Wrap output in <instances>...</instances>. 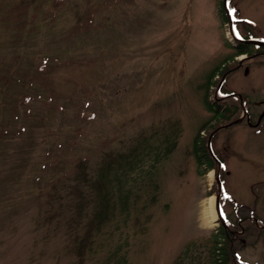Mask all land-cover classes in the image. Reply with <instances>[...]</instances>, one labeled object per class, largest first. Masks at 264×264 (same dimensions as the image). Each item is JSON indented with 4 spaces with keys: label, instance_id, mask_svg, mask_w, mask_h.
Segmentation results:
<instances>
[{
    "label": "rangeland",
    "instance_id": "1",
    "mask_svg": "<svg viewBox=\"0 0 264 264\" xmlns=\"http://www.w3.org/2000/svg\"><path fill=\"white\" fill-rule=\"evenodd\" d=\"M221 1L0 0V264H214L220 244L264 264V224L236 220H264V122L224 127L254 113L241 99L205 108L224 71L223 92L264 100ZM257 1L243 12L264 36ZM102 171L110 214L77 256ZM209 197L223 221L205 222Z\"/></svg>",
    "mask_w": 264,
    "mask_h": 264
},
{
    "label": "flooded vegetation",
    "instance_id": "2",
    "mask_svg": "<svg viewBox=\"0 0 264 264\" xmlns=\"http://www.w3.org/2000/svg\"><path fill=\"white\" fill-rule=\"evenodd\" d=\"M223 2L225 7L223 6ZM238 6L239 8H237ZM254 8H256V6H254ZM243 10L246 9L242 3V0H222L220 3L219 14L221 21H223L228 26L229 37L232 42L231 47L235 53H238L234 57V59L238 58L240 61L237 71H241L242 75L247 77L254 71L256 66L260 67L264 65V45H260V43H264V36L261 35L259 28L260 25L257 21H255V17L252 18L253 16L247 15L243 12ZM242 14L245 16H242ZM260 14L262 13H259L258 15ZM227 74L228 72L224 71L219 78H216L217 84L215 86L214 92L215 103H213V105L211 104V107L220 106L217 102L227 101L229 98H231L234 102L239 101L240 99L243 100L245 98L236 93L234 90H226L224 92L222 91V87L224 86L226 79H228L226 77ZM241 100L239 102L240 105H246L249 111L254 109V113H252L250 116L247 110H245L243 118L230 121L224 127L228 128L243 121L246 127L257 131L259 125L264 122V100L248 101V98H246L244 99L246 100L244 103L241 102ZM212 110L214 109L212 108ZM230 202L231 201L229 200V203ZM229 213L230 212L226 213V215ZM226 215L224 213L223 218L226 222H228ZM255 218L256 217H254L252 213L250 216L244 219L240 218L236 220L239 223L242 221H254L264 224V220H257ZM262 226L264 227V225Z\"/></svg>",
    "mask_w": 264,
    "mask_h": 264
},
{
    "label": "trees",
    "instance_id": "3",
    "mask_svg": "<svg viewBox=\"0 0 264 264\" xmlns=\"http://www.w3.org/2000/svg\"><path fill=\"white\" fill-rule=\"evenodd\" d=\"M205 108L207 111L216 114V111L212 110L211 104H208L207 101H205ZM222 118H224V116H222ZM192 155L195 164L201 173H205L214 168V161L207 151L206 142H204L203 139L199 138V136H197L193 141ZM129 161L130 159L123 158V160L120 159L119 161H117V164H119L120 166L122 164L128 165ZM134 164H132V166ZM107 169H109V167ZM105 178H106V173L102 171V173L99 175V179L92 184L94 208L90 214V218L87 220L83 239L77 242V247H76L77 256L80 254L82 250L86 248L85 246L87 245L88 238L91 235V233L97 231L104 224V222L107 220L110 214V207L108 206L110 196L109 198L107 197V192H106L107 183L104 181ZM221 228L219 231L221 233L222 239L223 238L225 239V233H224L225 231L223 230V228L222 229ZM216 244H218L217 241ZM219 246L220 247H214V256H216L214 264H231L229 263L227 249L225 248V246L221 247V244Z\"/></svg>",
    "mask_w": 264,
    "mask_h": 264
},
{
    "label": "bare ground",
    "instance_id": "4",
    "mask_svg": "<svg viewBox=\"0 0 264 264\" xmlns=\"http://www.w3.org/2000/svg\"><path fill=\"white\" fill-rule=\"evenodd\" d=\"M213 204H214V198L209 197L206 202V206L204 208V218H205V222L206 223L208 222V224L215 222L217 218L215 210L213 209Z\"/></svg>",
    "mask_w": 264,
    "mask_h": 264
},
{
    "label": "water",
    "instance_id": "5",
    "mask_svg": "<svg viewBox=\"0 0 264 264\" xmlns=\"http://www.w3.org/2000/svg\"><path fill=\"white\" fill-rule=\"evenodd\" d=\"M223 5H224V2H223ZM260 45H264V43H260ZM216 185H217V188H218L219 187V181H218L217 178H216ZM215 213H216L217 218H220L219 217V213H218V207H217V199L215 200Z\"/></svg>",
    "mask_w": 264,
    "mask_h": 264
}]
</instances>
